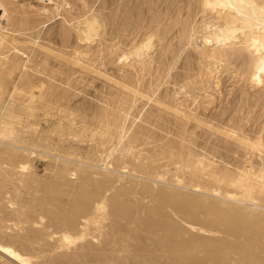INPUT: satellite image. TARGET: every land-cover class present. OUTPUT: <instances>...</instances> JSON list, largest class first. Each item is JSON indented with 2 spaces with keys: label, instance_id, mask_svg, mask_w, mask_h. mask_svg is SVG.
<instances>
[{
  "label": "rangeland",
  "instance_id": "obj_1",
  "mask_svg": "<svg viewBox=\"0 0 264 264\" xmlns=\"http://www.w3.org/2000/svg\"><path fill=\"white\" fill-rule=\"evenodd\" d=\"M217 1L0 0V245L27 264L260 252L264 50ZM112 230L130 239L111 252Z\"/></svg>",
  "mask_w": 264,
  "mask_h": 264
},
{
  "label": "bare ground",
  "instance_id": "obj_2",
  "mask_svg": "<svg viewBox=\"0 0 264 264\" xmlns=\"http://www.w3.org/2000/svg\"><path fill=\"white\" fill-rule=\"evenodd\" d=\"M216 6H217V8L222 9V11H224L226 14H229V17L232 18L231 21H228L227 17H224V21H225V25H226L225 29H224V30H226L225 32L232 31L233 33H236V35L241 33V34H243L242 36H244V37L248 36V38L251 42V46L253 47L254 50H256V51H263L264 50V7L259 8L258 5L252 3L251 1H244L242 4L239 5L238 3L233 2L231 0L217 1ZM232 15H234V16H232ZM87 28H88V31L92 30L91 26H88ZM215 38H216L217 42L220 41L219 39H217V37H215ZM218 44H219V42H218ZM213 182H218V181L213 179ZM232 185L237 189H240L242 186L241 184H237V185L232 184ZM173 199L175 200V198H173ZM188 199H190V198H188ZM180 203H181V201H180ZM162 209H164V208H162ZM258 220H259V222L260 221L264 222L263 218H258ZM263 222H260V223L262 224ZM259 224H257V225H259ZM189 227L193 228V229L195 228L194 226H189ZM196 230L198 232L201 231L203 233H205V232L212 233V231L203 230L200 227ZM122 234L123 235H119L117 232H114L112 230L106 236V238H105V241L107 243L106 245L111 247L110 248L111 252L117 243H124V244L129 243V239H130L129 235L124 230H123ZM64 239H66L68 242H70L72 240L68 237H64ZM68 239H70V240H68ZM202 246H203L204 250H200L199 252L203 253L205 256H208L209 261L205 262L204 259H199V260L194 259L193 262H191L189 264H200V263H203V264H222L223 262L226 263L229 261H233L234 264H264V246L261 248L259 253L255 252V247H253V248L248 247L245 249H239L237 253H234L232 251V255H230L231 251H225V249H224V251H221L218 249L217 245H213L212 243L211 244L206 243ZM187 248H188L187 246H183L179 250H180V252H184ZM0 249L9 258L15 260V262L17 264H27V260L20 257L11 248H9L7 246L0 245ZM119 251H126L129 254L130 253L134 254L131 256V260L141 259V262H136V264H152V263L153 264H164L163 262H161V258L158 256V253L161 252L160 246H158V245H153V247L151 249H147L146 246H141V247L134 248L131 250H128V246L123 245V248H121ZM175 252H177V245L169 243L168 248H167L166 253H165L166 256L171 257V258H175V255L174 256L171 255V253H175ZM234 256H236L238 258L235 259ZM103 262L106 263V261H103ZM102 263H100V264H102ZM105 263H103V264H105Z\"/></svg>",
  "mask_w": 264,
  "mask_h": 264
}]
</instances>
